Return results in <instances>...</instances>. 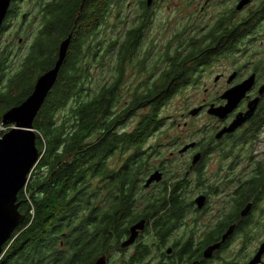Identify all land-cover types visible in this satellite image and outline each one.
Listing matches in <instances>:
<instances>
[{
	"label": "trees",
	"instance_id": "trees-1",
	"mask_svg": "<svg viewBox=\"0 0 264 264\" xmlns=\"http://www.w3.org/2000/svg\"><path fill=\"white\" fill-rule=\"evenodd\" d=\"M133 5V0H42L35 43L0 88V129L4 115L34 93L40 77L57 65L64 42L72 41L35 121L41 158L19 196L26 219L0 264H40L52 254L66 255L60 259L70 264H95L105 255L130 254L121 245L135 225L192 204L169 185L157 195L147 189L153 159L163 155L160 144L149 142L168 125L166 107L192 83L190 59L198 56L199 66L210 65L217 50L214 43L203 46L201 38L193 51L159 53L148 2H140L137 14ZM134 70L142 81L130 84ZM133 117L140 121L131 130L127 122ZM162 220L153 229L148 225L144 236L150 240L139 242L133 258H124L129 264H149L153 253L163 251L172 225Z\"/></svg>",
	"mask_w": 264,
	"mask_h": 264
},
{
	"label": "flooded vegetation",
	"instance_id": "flooded-vegetation-1",
	"mask_svg": "<svg viewBox=\"0 0 264 264\" xmlns=\"http://www.w3.org/2000/svg\"><path fill=\"white\" fill-rule=\"evenodd\" d=\"M245 1L155 0L152 6L148 5L153 17L151 32L164 6L172 16L167 21L175 22L170 32L178 44L169 43L164 52L169 48L171 51H193L192 44L199 43L201 38H205L203 46L214 43L217 54L210 65L199 66L198 56L190 59L189 67L195 69L191 84L202 82V69L206 73L212 67H222L214 74L211 87L205 88V92L212 94L211 101L206 99L199 105L202 111L198 115L193 116L190 111L184 117L209 115L215 124L204 130L201 139L179 147L181 156L173 152L172 157L154 158L149 176L156 171L163 174L161 181L147 188L152 194H159L169 185L192 198V204L170 215H166L170 208L163 215L155 214L133 246L126 249L121 245L122 249L134 252L139 242L146 238L148 225L153 229L157 221L166 220L164 222L172 225L167 245L162 252L152 254L147 261L149 264H264V50H252L250 45L252 40L262 38L264 46V0L259 5L258 0H251L242 6ZM225 3H229L226 11L209 20V8ZM134 9L139 12L140 3L135 4ZM42 13V0H12L0 30L1 89L5 88L12 68H17L33 47L42 26ZM166 30L162 31L166 33ZM160 49L158 45L159 53ZM252 78L254 86L227 117L209 114L213 105H228L227 93ZM256 101L257 109L246 122L234 132L219 136L240 116L247 115ZM194 142L197 143L195 147L181 153ZM198 155L201 157L196 161ZM187 177L190 179L186 180ZM200 198H205L203 206L197 202ZM212 247L217 249L211 251ZM170 248H173L171 254L168 253ZM62 256L52 254L51 259L40 264H70L63 262L60 257L66 255ZM129 256L133 258V254L120 255L118 264H129L124 259ZM67 257L72 260L75 255L67 254ZM112 263L108 256V264Z\"/></svg>",
	"mask_w": 264,
	"mask_h": 264
},
{
	"label": "water",
	"instance_id": "water-1",
	"mask_svg": "<svg viewBox=\"0 0 264 264\" xmlns=\"http://www.w3.org/2000/svg\"><path fill=\"white\" fill-rule=\"evenodd\" d=\"M154 1L148 0L149 6H152ZM250 1L246 0L242 6L250 3ZM11 2L12 0L0 1V30ZM71 41L72 37L64 42L57 65L54 69L40 77L34 93L22 105L12 108L4 115V124L14 127L0 139V258L4 255L5 247L12 239L13 234L26 219V215L21 212L19 196L27 187L31 174L41 158L35 121L58 82ZM254 84L255 79L252 78L227 93L225 98L229 100V104L220 107L213 105L209 110V114L221 118L227 117L238 106L240 101L245 98L247 92L252 89ZM257 106L258 101L253 103L247 115L240 116L232 126L223 130L219 136L234 132L253 115ZM201 111V107L195 108L191 114L196 116ZM196 144V142L188 144L181 150V153L187 152L189 149L195 147ZM200 157L201 155H198L196 161ZM162 179L163 174L160 171H156L147 180L146 187L149 188L154 182L161 181ZM197 202L203 206L205 198H200ZM146 226L147 220H143L135 225L131 230V236L123 242L122 247L127 249L133 246L137 242L141 232L146 229ZM215 249L217 247H212L211 251ZM172 252L173 248H170L168 253L171 254ZM95 264H108V256L105 255L99 258Z\"/></svg>",
	"mask_w": 264,
	"mask_h": 264
},
{
	"label": "rangeland",
	"instance_id": "rangeland-1",
	"mask_svg": "<svg viewBox=\"0 0 264 264\" xmlns=\"http://www.w3.org/2000/svg\"><path fill=\"white\" fill-rule=\"evenodd\" d=\"M133 3L134 5L131 7V10L135 8V4L140 3V0H134ZM257 3L259 5L261 3V0H258ZM227 4L229 3H225L222 6H214L209 8L208 19L211 20L213 16H217L218 13L226 11L225 9L227 7ZM253 9H256V7L254 6ZM134 12L137 14L135 9L133 13ZM168 12L169 11L167 9V6H164L159 16L155 19L151 32L152 38L155 36H157L158 38L157 40L159 42V45L161 46L160 52L164 51L165 47L169 43H173L174 46L178 44L177 40L173 39L174 37H172L174 36V34H171L170 32V29L175 24V22L172 19L170 23L167 21L168 19L172 18V16L169 15ZM167 27L168 29L166 30ZM163 29L166 30V33L162 31ZM261 43L262 38H259V41L252 40L250 44L253 46L252 50H264V46ZM220 68L222 67H212L206 73L204 69H202L200 71V74L204 75L202 77V82L198 81V83L196 84L187 86L178 95H176V97L166 107L165 113L168 117H170V119L168 120V125L161 133L158 132L153 138H151L149 142V144L151 145H161V151L163 152V155L158 157H172L171 154L173 152L176 153V156H179L180 154L178 151L181 147H183L186 143L191 142V140L201 139L204 135V130L207 127L215 124L214 120L209 115L201 116L199 118L191 116H188L189 118L184 117L185 114L199 107V105H201L206 99H208V101H211L212 94H208L207 92H205V88L211 87L213 76L217 70H220ZM129 73L130 75L128 78V82H130V84H136L142 81V78L137 75L135 70ZM139 121L140 119L138 117H133L127 122V128L131 130L134 129ZM186 123H188V125H186ZM13 127L14 126H12L11 129ZM11 129H7V131L9 132ZM176 141H178V143L173 144ZM145 240H150V236H146ZM128 253L131 254L133 252L128 250ZM120 255H122L121 251H119V253H115L113 255L114 257L111 258L113 260H118Z\"/></svg>",
	"mask_w": 264,
	"mask_h": 264
},
{
	"label": "built area",
	"instance_id": "built-area-1",
	"mask_svg": "<svg viewBox=\"0 0 264 264\" xmlns=\"http://www.w3.org/2000/svg\"><path fill=\"white\" fill-rule=\"evenodd\" d=\"M5 126L1 127V129H0V139L3 138L4 133H7L8 132L7 131L8 128H6Z\"/></svg>",
	"mask_w": 264,
	"mask_h": 264
}]
</instances>
